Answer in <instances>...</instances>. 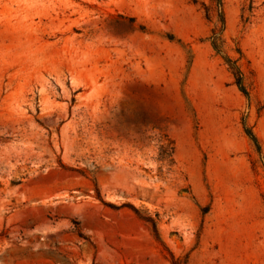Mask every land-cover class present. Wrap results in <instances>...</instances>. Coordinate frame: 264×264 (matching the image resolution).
<instances>
[{
  "label": "rangeland",
  "instance_id": "rangeland-1",
  "mask_svg": "<svg viewBox=\"0 0 264 264\" xmlns=\"http://www.w3.org/2000/svg\"><path fill=\"white\" fill-rule=\"evenodd\" d=\"M0 264H264V0H0Z\"/></svg>",
  "mask_w": 264,
  "mask_h": 264
},
{
  "label": "trees",
  "instance_id": "trees-1",
  "mask_svg": "<svg viewBox=\"0 0 264 264\" xmlns=\"http://www.w3.org/2000/svg\"><path fill=\"white\" fill-rule=\"evenodd\" d=\"M212 45H213V47H214V49H215V46H214L213 43H212ZM217 52L219 53V51H217ZM225 62H226V64H229V63H231V60H229V59H225ZM229 69L232 70V72L234 73V76H235V78H236V85H237L238 89H239L244 95H246V92H245V90H244V88H243V86H242V84H241V74H240V71H239L238 67L233 66V67H229ZM246 134L248 135V137H249L254 143L256 142L255 137L251 134L250 131L246 130Z\"/></svg>",
  "mask_w": 264,
  "mask_h": 264
}]
</instances>
